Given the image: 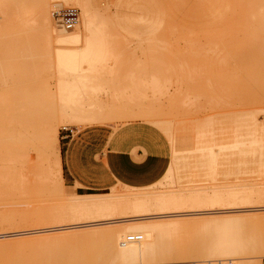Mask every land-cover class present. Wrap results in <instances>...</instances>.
Here are the masks:
<instances>
[{
	"label": "rangeland",
	"instance_id": "374dc122",
	"mask_svg": "<svg viewBox=\"0 0 264 264\" xmlns=\"http://www.w3.org/2000/svg\"><path fill=\"white\" fill-rule=\"evenodd\" d=\"M22 2L24 0H7L4 11H0V34L2 31L5 33L1 34L3 38L0 39V99L14 100L15 106L11 109L17 110L24 105L14 113L16 115L35 114L37 109L40 111V108H44L41 103L45 101V104L48 99L55 101V104L52 103L55 107L60 103L57 94L61 79L56 68L54 49L46 45L39 28H29L24 15L16 19L15 15L21 9L18 4ZM89 2L105 14L110 23L108 28L113 30L112 46L121 61L116 64L114 75L104 74L94 81V84H104L108 88L107 94L83 98L98 99L99 105L107 107L95 112L97 118L91 127L85 123L84 127L82 124L75 127L70 125L64 130L59 125L58 147L62 156L64 181L61 192L56 186L50 193L48 190L51 186L46 187V184L41 183L46 187L45 193V188L39 182H31L33 188L30 185L27 188L33 191L24 193L19 189V183L14 184V178L9 181L5 177L7 183L3 177L4 164L0 161V264H36L35 261L40 259L37 257L43 258L42 252L48 247L47 243L39 240V235L11 236L47 227L48 222L38 226L27 220L30 212L37 213L40 210L37 214L39 216L47 210L59 208L65 205V201L73 200L74 193L80 195L117 191L130 194L152 189L131 187L117 179L114 181L115 176L109 173L107 163L113 155H117L115 150L126 152L125 155H129L127 159L131 161L146 160L157 165L149 173V180L160 176L173 161L172 180L176 185L156 187L160 190H173L176 186L212 188L228 184H264V0ZM56 3L51 4L52 18L56 9L70 8L76 9L80 18V10L76 6L67 4L66 0ZM157 25L161 26L160 30ZM111 63L109 66L113 67L114 62ZM175 75L178 76L177 81ZM148 76L156 77L161 84H167L170 95L175 96L177 91L184 93H176L175 98L171 95L176 101L169 94L155 97L148 93L145 100L137 101L139 106L137 102L129 100L142 99L139 97H120L127 99L123 102L115 100L120 98L113 96V92L136 90L138 87H134V84L152 80ZM70 82L76 83V80L70 79ZM181 84L184 85L181 87ZM158 98L160 100L156 101ZM29 99L31 103L34 101L33 107L28 105ZM189 101L193 102L189 104ZM2 108L0 127L4 120L2 114H6ZM9 129H16L17 132L21 130L16 124ZM76 143L82 148L77 151L71 163L78 164L79 170L82 159H90V164L101 165L103 181L100 184L94 185L92 180L89 183L85 176L86 188L76 190V180L70 174L67 157L70 147ZM124 143L128 148L122 147ZM95 144L98 146L96 149ZM115 144L119 145L117 149ZM174 146L176 154L172 152ZM27 152L33 161L37 160L34 150ZM167 172L168 168L164 176L154 184L166 182L164 177ZM111 176L112 179H108ZM112 183L114 190L110 186ZM96 248L90 247L91 250ZM58 255L59 252L57 257L61 258L63 254L60 253V257ZM63 256L66 257L65 252ZM93 256L94 253L90 254V257ZM58 258H51L55 260L47 264L57 263L60 260ZM62 261L61 264L64 263Z\"/></svg>",
	"mask_w": 264,
	"mask_h": 264
},
{
	"label": "bare ground",
	"instance_id": "6f19581e",
	"mask_svg": "<svg viewBox=\"0 0 264 264\" xmlns=\"http://www.w3.org/2000/svg\"><path fill=\"white\" fill-rule=\"evenodd\" d=\"M58 1L26 2L24 0L18 4L21 5V9L15 15L17 20L24 15L25 23L29 25V28L32 29L35 26L39 28L46 45L54 49L56 68L61 79L57 94L58 98L60 97L57 98L60 102L58 107L53 106L54 99H52L54 102L46 99V103H49L44 104L45 101H43L41 104L44 108H40L39 103L40 111L38 107H34L39 112H34L35 114L21 112L22 115H16L14 113H17V110L19 111V108L24 105L15 110V108L11 109L15 106L14 100L0 99V107L3 106L2 110L6 113L2 114L4 120L0 127V161L4 164L1 165L5 174L3 177L9 178V181L14 178V184L19 183V189H22L24 193L29 190L28 186L31 182L43 183L46 187L51 186L50 190L47 189L50 193L53 188L56 189V186L61 192L63 166L61 151L58 147L59 128H61L59 125L67 130L70 125L75 127L82 124L84 127L85 123H89L91 127L93 123L95 124L94 121L97 118H95V112H100L107 106L99 105L98 99H88V96H99L106 93L108 88L102 83L94 84V81L104 74L114 75L116 64L121 61L113 49L111 41L113 30L111 27V29L108 28L109 22L105 14L94 8L89 0H66L67 4H72L80 10V24L77 23L72 29L74 31H70L54 22L52 18L51 4ZM6 2L7 0L0 1V11H4ZM158 27L160 30L161 26L157 25ZM3 33L4 31L1 32ZM1 34L0 39L3 38ZM111 62H114L113 67L109 66ZM177 77L175 75V81L178 80ZM70 79H75L76 83H71ZM183 85L181 84V87ZM133 86L138 88L132 91V87H129L130 92L121 90L111 93L119 98L128 96L142 98L129 99L132 102L145 100L148 93H152L155 97L157 95L164 97L169 94L167 84H161L156 77L151 81H143ZM180 88H178L179 91H181ZM176 93L175 96H177ZM171 95L169 94L170 98L174 96V94ZM185 97L187 99V96ZM121 98H115V100L127 101ZM158 100L160 99H156ZM172 100L175 99L172 97ZM33 102L31 103L29 99L27 103L33 107ZM192 102L189 101V104ZM45 106L48 109L47 107L45 109ZM41 109H45L44 116H42L44 111ZM23 110L25 112L24 108ZM14 124L21 128L19 132L16 129H9ZM81 148L79 143L72 145L67 157L75 158L77 151ZM27 150L36 152V161L32 160ZM172 152L176 154V146ZM173 164L172 161L171 165ZM170 166L167 176L164 177L166 182L147 186L152 188L149 191L130 194H121L117 191L80 195L74 193L73 200L65 201V205L61 204L59 208L47 210L39 216L37 214L40 210L37 213L34 211L36 214L28 213L27 220L38 226L48 222L47 227L11 236L39 235V240L47 243L48 249L42 252L43 258L37 257L40 259L35 261L36 264L51 262L53 258H58V252L59 257L60 253L64 255L65 252L66 257L61 255L65 262L62 257L58 258L63 260V264H207L217 262L264 264V184L244 186L228 184L212 188L176 186L173 190L157 189L156 187H165V184L176 185L172 180L173 166ZM91 170L93 171L92 168L90 172ZM72 172L77 177L76 187L86 188L84 177L88 172L76 168H73ZM110 186L114 190L113 183ZM46 187L42 188L45 193ZM135 235L141 236L142 239L128 241L130 236ZM90 247L97 248L91 250ZM70 251L71 256L67 253ZM79 251L81 252L78 253ZM93 253L94 256L90 257ZM51 255L56 257H50ZM60 260L55 264H61Z\"/></svg>",
	"mask_w": 264,
	"mask_h": 264
},
{
	"label": "crops",
	"instance_id": "0c3cea01",
	"mask_svg": "<svg viewBox=\"0 0 264 264\" xmlns=\"http://www.w3.org/2000/svg\"><path fill=\"white\" fill-rule=\"evenodd\" d=\"M97 147L95 144L94 149H96ZM115 147L117 149L119 147V145L115 144ZM122 147L128 148L126 143L122 144ZM120 151H122V150H120ZM120 151L115 150V153H117V155H113L111 157L112 160H110V162L108 161V163H107L105 161L108 165L109 173H112L115 176V177H113V178H115L114 181L117 179V181H119L120 183L131 186V187H139V188L147 187V186H150V185L158 182L164 176L165 172L167 171L168 166L166 167L164 172H162V174H160V176L152 177L151 178L152 180H149L150 179V178H148L149 173H151V171L154 168H156L157 165H152L146 160H141V161H133L132 160L131 161L130 159H127V158H129L128 157L129 155H125L126 152L124 153V151L123 152H120ZM95 154L96 153L93 154L94 159H95ZM72 159H74V158H72ZM72 159L68 158L69 167H70V174L76 180V175L72 171H73V168L79 169V167H78V164L73 165L71 163ZM86 161H88V162L86 163ZM89 161H90V159H82V161L79 162V165H80L81 169H84V171H86V173L88 172L85 175L86 178L89 180L88 182L90 183L92 180L94 182V185H98L103 181L101 178V175H100L101 165L98 166L95 163L93 165V164H90ZM91 168L93 169V173L90 172ZM96 171H97V174H96ZM109 178L112 179V176L108 177V179ZM83 188L84 187H81V188L77 187L76 190L77 189H83Z\"/></svg>",
	"mask_w": 264,
	"mask_h": 264
},
{
	"label": "built area",
	"instance_id": "2783aa9c",
	"mask_svg": "<svg viewBox=\"0 0 264 264\" xmlns=\"http://www.w3.org/2000/svg\"><path fill=\"white\" fill-rule=\"evenodd\" d=\"M78 12L76 9L70 8V9H57L53 11V18L54 20L64 26L68 30H72L75 28L79 21V16ZM142 239L141 236L135 235V236H130L128 238V241H138ZM207 264H232L231 262L229 263H207Z\"/></svg>",
	"mask_w": 264,
	"mask_h": 264
}]
</instances>
